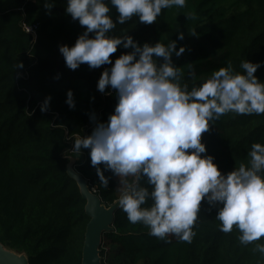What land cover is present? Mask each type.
<instances>
[{"label": "trees", "instance_id": "obj_1", "mask_svg": "<svg viewBox=\"0 0 264 264\" xmlns=\"http://www.w3.org/2000/svg\"><path fill=\"white\" fill-rule=\"evenodd\" d=\"M47 2L53 4L50 10L45 0H0V244L24 254L29 264H80L89 219L66 174V157L76 135L86 137L96 122H107L117 95L110 87L105 93L97 89L101 73L111 65L66 67L58 48L73 46L86 26L65 13L66 0ZM116 15L112 9L114 22ZM23 27L34 28L35 39ZM181 32L184 39L178 40ZM111 34L130 35L140 45L175 40L177 50L184 46L185 52L171 59L189 88L229 63L242 71L244 60L261 63L254 75L264 82V0H186L184 8L162 10L156 23L146 25L133 17ZM128 51L118 47L110 59ZM68 90L74 108L66 103ZM46 97H51L50 106L41 112ZM201 142L206 148L202 155L213 156L227 174L248 163L253 143L264 144V114L224 115ZM89 151L81 150L74 170L109 208L118 201L119 180L104 171L109 179L104 188ZM200 207L191 243L150 235L118 208L113 231L102 237L100 264H264V256L254 251L264 238L242 245L235 227L229 233L219 230L216 208L206 201Z\"/></svg>", "mask_w": 264, "mask_h": 264}, {"label": "clouds", "instance_id": "obj_2", "mask_svg": "<svg viewBox=\"0 0 264 264\" xmlns=\"http://www.w3.org/2000/svg\"><path fill=\"white\" fill-rule=\"evenodd\" d=\"M185 6L186 0H66L65 13L86 26L73 46L58 48L66 67L111 65L101 73L97 89L105 93L110 87L117 95L107 122H96L86 137L76 135L72 152L90 150L91 166L104 188L109 183L104 171L118 178V207L129 223L142 224L150 235L191 243L206 201L216 208L219 230L229 233L235 227L239 242L248 245L264 238V144L253 143L248 163L222 174L213 156L202 155L206 148L201 138L229 113L264 114V82L254 75L261 63L244 60L242 71L229 63L189 88L171 59L173 54L180 57L184 46L177 50L175 40L140 45L130 35L111 34L133 17L150 25L162 10ZM44 7L50 10L53 4L45 0ZM112 9L118 14L115 22ZM177 39L183 40L184 33ZM118 47L130 51L113 62L110 57ZM66 96L74 108L71 90ZM50 100L44 99L41 112L48 110ZM254 251L264 256V244H256Z\"/></svg>", "mask_w": 264, "mask_h": 264}, {"label": "water", "instance_id": "obj_3", "mask_svg": "<svg viewBox=\"0 0 264 264\" xmlns=\"http://www.w3.org/2000/svg\"><path fill=\"white\" fill-rule=\"evenodd\" d=\"M78 161L80 156H77ZM66 174L77 186L81 199L85 202L84 214L89 219L84 233V241L81 253L80 264H100V247L102 237L104 234L113 231L114 214L116 213L118 203L115 202L109 208L102 205L100 198L90 191L87 182L74 170L75 164L78 161L71 157H66ZM78 177L80 183L84 184L82 187L77 182ZM0 264H29L28 259L24 254H17L6 249L0 244Z\"/></svg>", "mask_w": 264, "mask_h": 264}, {"label": "built area", "instance_id": "obj_4", "mask_svg": "<svg viewBox=\"0 0 264 264\" xmlns=\"http://www.w3.org/2000/svg\"><path fill=\"white\" fill-rule=\"evenodd\" d=\"M29 29H30V31H29ZM23 30H24V32H25L26 34L31 35V37L35 39L34 28H26V27H23ZM74 138H75V137H74ZM74 138H73V139H74ZM73 139H72L71 142H70L71 149L68 150V153H67V154H73V152H72V146H73V143H74V140H73Z\"/></svg>", "mask_w": 264, "mask_h": 264}, {"label": "rangeland", "instance_id": "obj_5", "mask_svg": "<svg viewBox=\"0 0 264 264\" xmlns=\"http://www.w3.org/2000/svg\"><path fill=\"white\" fill-rule=\"evenodd\" d=\"M77 156H80V155H78V154H75V155H73V154H67V157H71V158L75 159V161H78ZM106 250H107V247H106ZM107 257H108V256H107ZM107 257H106V258H107Z\"/></svg>", "mask_w": 264, "mask_h": 264}]
</instances>
